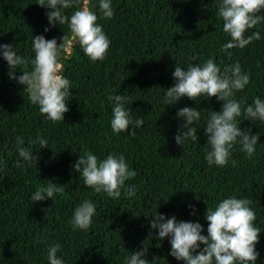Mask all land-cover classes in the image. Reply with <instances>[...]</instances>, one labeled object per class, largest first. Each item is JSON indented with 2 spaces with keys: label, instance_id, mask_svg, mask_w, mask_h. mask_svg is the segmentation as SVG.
<instances>
[{
  "label": "trees",
  "instance_id": "1",
  "mask_svg": "<svg viewBox=\"0 0 264 264\" xmlns=\"http://www.w3.org/2000/svg\"><path fill=\"white\" fill-rule=\"evenodd\" d=\"M99 2L91 0L96 5L92 10L110 48L106 58L95 63L75 41L67 54L62 53V75L70 81L72 93L64 121L53 123L40 113L24 88L10 79L9 66L0 55V264H49L47 248L53 244L61 246L57 256L64 264H125L131 252L144 245L150 262L158 257L159 264H183L169 255L170 238L156 239L150 220L162 214L198 222L206 236L207 208L233 196L252 201L254 226L260 229L256 264H264V122L254 124L243 114L237 118L242 131L251 128L253 135H260L252 159H246L236 144L226 166H209L203 128L209 110L220 112L222 102L200 97L196 103L185 97L175 105L162 103L166 90L176 83V65L186 70L190 63L202 65L210 58L221 71L239 63L242 72L250 74V83L235 93L237 101L244 106L255 97L264 101V22L245 34L258 31L260 40L230 50L228 57L221 50L230 37L217 16L220 0H111V19L102 18ZM37 3L0 0V44L17 47V54L29 61L35 55L33 36L55 38L58 44L65 34L72 38L68 25L53 28L46 16L51 10ZM78 7L74 2L65 15L70 17ZM259 15L264 16V10ZM46 27L50 31L45 32ZM23 70L18 67L17 76ZM119 94L127 96L125 108L132 118L144 120L134 136L131 126L118 135L111 128L113 103L108 97ZM184 107L198 108L201 120L196 125L199 139L182 147L175 136L183 123L177 112ZM18 136L38 156L32 166L23 160V167L16 166ZM39 136L48 141V148L30 145ZM82 150L101 161L109 154L125 157L137 175L126 181L119 198L84 184L73 168ZM50 181L64 186V192L55 194L54 201L33 202L37 188ZM129 185L135 186V196L124 195ZM85 200L95 205L93 222L87 231L73 230L74 210ZM189 205L197 210L195 215Z\"/></svg>",
  "mask_w": 264,
  "mask_h": 264
},
{
  "label": "clouds",
  "instance_id": "2",
  "mask_svg": "<svg viewBox=\"0 0 264 264\" xmlns=\"http://www.w3.org/2000/svg\"><path fill=\"white\" fill-rule=\"evenodd\" d=\"M74 2L79 7L69 17L65 10L73 7ZM37 5L50 9L46 13L49 24L54 28L68 25L72 34L71 40L65 34L62 43L55 38L48 40L43 35L33 36L34 59H28L17 54V47L9 44H0V55L9 66L10 79L17 81L27 92L30 102L38 105L40 113L47 120L58 123L65 120L69 112L67 98L72 94L70 81L62 75L60 58L67 47L75 41L83 49L85 55L93 62L103 61L110 48V40L98 24V16L92 10L96 5L91 0H38ZM99 10L103 19H111L114 15L111 0H100ZM264 10V0H220L217 16L223 20V32L230 40L222 46L226 56L231 57L232 49H244L255 40H260L258 31L251 35L245 34L264 22V16L259 15ZM50 28H45V32ZM31 63L32 69L28 70ZM23 66L22 75L17 76V68ZM176 83L166 90L162 103L178 104L182 98L187 97L197 103L200 97H215L222 102L220 112L210 111L206 126L203 128L207 137V144L203 146L205 159L209 166H226L230 153L236 144L246 154V159H252L260 135L252 134V129L242 131L238 125V117L243 114L245 120L264 122V101L255 97L253 103L244 106L237 101L235 93L243 91L250 83V74L242 72L239 63L225 65L223 71L214 59H208L202 65L189 64L187 69L176 65L173 72ZM113 103L111 128L117 135L129 132L135 135V128L141 127L144 120L133 119L126 110L127 96H109ZM177 117L183 121L175 136L176 143L183 145L185 142L196 141L198 137L197 124L201 120L198 108L184 107L179 109ZM31 144L38 143L41 149L48 148V141L39 136ZM22 136L16 138V151L19 159L17 167H23L21 160L28 166L37 160L31 147L24 146ZM235 166V162H233ZM74 171L80 173L84 184L96 193H106L113 199L121 196V189L125 188L126 181L133 179L137 173L130 170L125 157L109 154L104 160L90 151L82 150L79 160L73 165ZM64 186L50 181L47 186L38 187L31 196L35 203L51 199L55 194L63 193ZM135 186L129 185L124 195L135 196ZM197 201L201 197L196 195ZM252 201L235 196L222 200L214 209L208 207L205 219L208 222L207 235H202L203 226L196 222L177 221L173 216L170 219L159 214L150 220L151 229L158 232L156 239L163 241L169 239L171 251L169 255L183 264H256L259 253L256 245L259 243L260 229L254 226L256 214L250 207ZM192 214L196 209L191 205ZM49 209L48 211H50ZM96 213L95 205L90 200H85L74 210L70 224L73 230L87 231ZM48 218V217H47ZM201 245L203 249L201 250ZM59 244L47 248L49 264H64L57 253ZM149 248L145 245L142 250H137L125 260V264H159L160 258L154 257L150 262L146 259Z\"/></svg>",
  "mask_w": 264,
  "mask_h": 264
},
{
  "label": "rangeland",
  "instance_id": "3",
  "mask_svg": "<svg viewBox=\"0 0 264 264\" xmlns=\"http://www.w3.org/2000/svg\"><path fill=\"white\" fill-rule=\"evenodd\" d=\"M69 48H70V46L67 47V50L64 52V54H67L69 52Z\"/></svg>",
  "mask_w": 264,
  "mask_h": 264
}]
</instances>
